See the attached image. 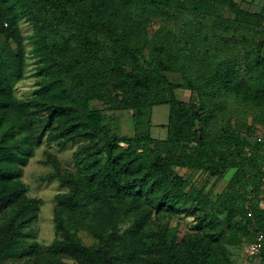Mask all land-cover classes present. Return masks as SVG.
I'll list each match as a JSON object with an SVG mask.
<instances>
[{"label": "trees", "instance_id": "obj_1", "mask_svg": "<svg viewBox=\"0 0 264 264\" xmlns=\"http://www.w3.org/2000/svg\"><path fill=\"white\" fill-rule=\"evenodd\" d=\"M23 16L45 74L29 98L14 94L26 65ZM181 88L198 100L180 99ZM228 94L264 100V3L253 11L239 0H0V264H70L67 254L87 264H229L225 245L147 229L155 206L197 213L230 244L242 241L238 229L264 238V138L227 108ZM162 103L165 138L117 134L103 122L102 110L132 109L138 122ZM44 137L88 140L74 151V170L48 153L47 176L68 187L56 194L48 245L32 226L41 199L21 180ZM175 166L217 177L234 170L211 196ZM82 228L106 243L87 247ZM251 257L264 264V239Z\"/></svg>", "mask_w": 264, "mask_h": 264}, {"label": "rangeland", "instance_id": "obj_2", "mask_svg": "<svg viewBox=\"0 0 264 264\" xmlns=\"http://www.w3.org/2000/svg\"><path fill=\"white\" fill-rule=\"evenodd\" d=\"M239 1L244 7L253 11L260 10L264 3V0ZM224 14L232 15L227 8H224ZM18 23L25 47L26 65L23 77L14 85V94L19 98H29L34 95L35 89L45 78V74L40 69L43 57L35 42L36 29L33 22L23 16L19 17ZM167 73L171 79L182 81V75L179 71H168ZM176 93L180 99L198 100L196 92L189 89L181 88ZM225 99L228 109L233 112L243 111L247 123L255 121L257 132H260L264 138V100H255L235 94H228ZM94 105L102 109V104L98 100L94 101ZM169 108V103L146 107L140 113L138 122L134 119L132 109L102 110V116L103 122L108 123L112 131L117 134L134 135L139 133L165 138L167 136ZM232 115V120L235 122V114ZM86 142L88 140L83 137H72L65 146H61L57 141L48 140L44 137L42 143L34 148L33 155L22 166L21 180L27 185L28 195L41 199L38 216L32 224L35 240L41 245L50 244L57 236L54 218V210L57 204L56 194L68 189L59 179L47 176L53 170V165L47 160L48 153L56 155L65 167L74 170L76 168L74 151ZM121 144L125 145L124 142H121ZM174 168L177 172L189 176L193 186L199 187L204 184L205 191L211 196H216L224 188L234 170L228 169L223 175L217 177L211 176L200 169L192 170L178 166ZM87 218L90 220L91 215H88ZM146 228L165 231L168 235L177 233L180 241L189 237L202 236L210 241L212 246L225 245L229 252V264H256L257 262L247 250L254 232L238 229L237 233L242 241L230 244L223 239V235L219 236L216 227L213 228L206 223H200L197 213L188 209L180 210L164 207L161 210H156L155 206ZM78 234L84 245L95 250L106 243L105 239L95 236L87 228L80 229ZM63 259L70 264H87L85 260L68 254L64 255ZM137 264H144V260L139 259Z\"/></svg>", "mask_w": 264, "mask_h": 264}, {"label": "built area", "instance_id": "obj_3", "mask_svg": "<svg viewBox=\"0 0 264 264\" xmlns=\"http://www.w3.org/2000/svg\"><path fill=\"white\" fill-rule=\"evenodd\" d=\"M262 136H259L258 139L260 140ZM263 235L261 233H257L255 237L248 243V253L250 255L256 254L260 252L262 245H263Z\"/></svg>", "mask_w": 264, "mask_h": 264}]
</instances>
